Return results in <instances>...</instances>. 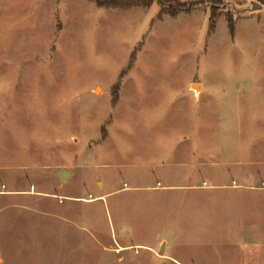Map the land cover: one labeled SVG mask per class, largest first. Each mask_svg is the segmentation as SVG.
Wrapping results in <instances>:
<instances>
[{
	"label": "rangeland",
	"instance_id": "1",
	"mask_svg": "<svg viewBox=\"0 0 264 264\" xmlns=\"http://www.w3.org/2000/svg\"><path fill=\"white\" fill-rule=\"evenodd\" d=\"M196 1L200 16L179 25L152 23L156 3L133 17L88 0H0V264H264V10L224 0L207 38ZM200 83L226 107L204 113L207 178L166 195L151 174L136 190L145 178L121 163L180 136L173 95Z\"/></svg>",
	"mask_w": 264,
	"mask_h": 264
},
{
	"label": "crops",
	"instance_id": "2",
	"mask_svg": "<svg viewBox=\"0 0 264 264\" xmlns=\"http://www.w3.org/2000/svg\"><path fill=\"white\" fill-rule=\"evenodd\" d=\"M63 0H60L62 2ZM252 1H249L251 3ZM257 4L260 6V8L255 10H243L244 13H250L255 11L257 15V18H260L261 13L264 10V4H260L257 2ZM251 7V6H250ZM145 8L141 7H133L129 9L124 10H113V9H103L106 10L107 14H121V15H131V16H137L143 11ZM207 10V9H206ZM159 11V10H158ZM207 11H204L202 13H206ZM200 11L198 10V7L194 8L189 13H179L176 17L172 18L168 15H163L160 20H157L155 23L163 24L165 22H172L177 23L179 25H186L193 23V16L194 19L198 16H200ZM197 24V21L195 22ZM211 34V33H210ZM210 34H207V38L210 36ZM213 35V34H212ZM192 87V84H189L188 87ZM201 88L199 90H193L191 88H187V91L184 93H180L178 95H173V99L176 97H180L181 100V106L178 110L180 112L181 116L183 117V122L181 124L171 123L172 127L169 129L171 131L170 133L175 134L177 131L180 133V136L175 138L173 135H170L169 132L165 133L164 141L162 142L164 145H160L157 148V144L154 145V155L152 159H150V156L147 159H144L145 161L143 163H138L140 161H134L133 163L128 162H122L121 164L125 165L126 168L138 170L135 175H132L131 177L134 178V180L138 179L139 176L144 177L145 179L143 181H137L135 186H133L136 190L138 189H148L151 186V182L147 181L146 178L150 177L151 174H153V178L158 181L161 180L163 182H166V195H169L171 192H178L180 190H189L190 186L182 185V182H185V180H189L192 182L193 179L199 178L201 176L206 177L207 172L203 173L204 171H207V168L209 166V151L207 149L208 147V135L206 133H202L203 130H208V123L207 121H204V113L209 107H214V103L211 93H206L204 90L203 84L200 83ZM241 88V87H238ZM122 90V86L120 89V92ZM236 95L240 98L241 91L237 90ZM170 97V96H169ZM233 97L235 95L233 94ZM167 97L164 96V99ZM245 105V104H244ZM246 106V105H245ZM215 107L225 109L226 107L222 108L219 107V104L216 103ZM193 110L194 114L190 115V111ZM189 114V115H188ZM178 122V121H176ZM180 123V122H178ZM113 125V122H112ZM239 130H241L240 127H237ZM110 131V132H109ZM124 133V132H123ZM115 133L112 132V130L106 131V136L104 139H100V142L103 144H107L109 141L113 142V138ZM246 140L249 139V136L247 138H244ZM243 140L242 133L238 134L237 141L241 143ZM249 153H254L253 151L249 150ZM246 153H243L234 158V160L238 161L239 164L240 161H249V155L246 156ZM152 156V155H151ZM248 157V158H247ZM246 159V160H244ZM251 160V157H250ZM104 163L106 166H111L112 168L118 166L116 162H113L110 157H105ZM134 166V167H133ZM140 171H144V175H139ZM148 172V173H147ZM136 176V178H135ZM207 178V177H206ZM125 180H123V183ZM140 182V183H139ZM122 183V184H123ZM127 183V182H126ZM139 183V184H138ZM128 184V183H127ZM121 190V189H119ZM212 190H218V188H212Z\"/></svg>",
	"mask_w": 264,
	"mask_h": 264
},
{
	"label": "trees",
	"instance_id": "3",
	"mask_svg": "<svg viewBox=\"0 0 264 264\" xmlns=\"http://www.w3.org/2000/svg\"><path fill=\"white\" fill-rule=\"evenodd\" d=\"M59 1V0H58ZM93 2L97 8L101 9H113L124 10L133 7L149 8L153 3L159 6V11L156 14L154 21L160 20L163 15H168L172 18L176 17L179 13H189L194 8L203 5V1H186V0H88ZM209 6V31L210 34L213 31L215 20L220 15V8L224 6V0H205ZM260 4H264V0H259ZM229 32L233 34L235 19L226 13L225 15ZM141 43L136 47L131 55V59L135 58V53L139 50ZM125 71H122L119 79L123 76ZM112 105L115 104L118 99L119 81L112 86ZM106 136V130L101 127V139Z\"/></svg>",
	"mask_w": 264,
	"mask_h": 264
},
{
	"label": "water",
	"instance_id": "4",
	"mask_svg": "<svg viewBox=\"0 0 264 264\" xmlns=\"http://www.w3.org/2000/svg\"><path fill=\"white\" fill-rule=\"evenodd\" d=\"M250 5H251V10H255V9L260 8V6L253 1L250 3ZM62 175L65 176V173H62Z\"/></svg>",
	"mask_w": 264,
	"mask_h": 264
}]
</instances>
